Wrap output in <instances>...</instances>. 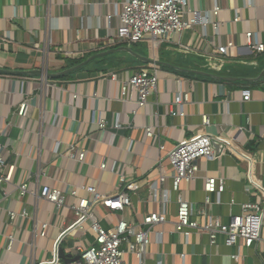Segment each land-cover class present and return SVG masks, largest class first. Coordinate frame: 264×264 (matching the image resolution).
<instances>
[{"label":"crops","instance_id":"crops-1","mask_svg":"<svg viewBox=\"0 0 264 264\" xmlns=\"http://www.w3.org/2000/svg\"><path fill=\"white\" fill-rule=\"evenodd\" d=\"M216 1L222 10L220 35L210 25H196L193 31L153 48L148 39L115 43L125 0H0V70L6 72L0 74V155L5 173L14 167L11 182L0 187V264L50 263L56 241L58 250L75 260L78 251L95 240L89 223L72 227L76 220L72 206L90 195L71 192L95 186L102 198H113L120 191V175L142 186L131 194L133 206L124 217L102 205L92 209L105 228L121 219L137 222L148 212H160V198L168 196L167 222L152 228L143 264H264V242L250 249L241 244L229 248L221 236L212 245L201 233H192L187 240L174 233L177 194L172 192L171 179L160 185L154 198L146 187L157 180L159 162L168 167L167 151L203 132L223 147L214 149V160H200L194 181L181 185L193 212L203 207V185L209 177L225 182L224 193L212 195L207 206L223 223L240 214L242 205L261 204L247 181V166L228 148L253 157L250 177L264 187V54H254L245 40L246 33H252L264 44V0H191L190 6L203 13ZM235 16L238 23H233ZM229 41L234 49L224 58L216 56L215 48ZM56 48L72 53L74 60L112 52L88 62L97 60L89 70L76 71L61 81L25 74L57 75L67 70L70 60L56 54ZM153 68L157 69L156 92L138 109L130 92L123 98L119 95V83L139 69ZM179 70L194 76H182ZM179 88L190 94L181 109L172 105ZM244 91L250 92L248 101H243ZM23 101L28 103L26 114L18 117ZM172 109L181 110L183 116H171ZM203 115L209 119L208 126L201 124ZM102 120L110 128H119L100 130ZM145 127H153L155 136L147 138ZM69 145L84 152L82 163L67 156ZM102 160L108 167L116 163L119 174L101 171ZM23 183L29 193H38L43 186L58 189L66 196V207L56 211L29 193L21 196L18 187ZM9 212L22 216L11 222ZM42 224L48 225L44 238L39 237ZM261 237L264 240V222ZM234 255L236 261L231 259ZM124 261L140 264L130 254ZM58 264L66 263L59 260Z\"/></svg>","mask_w":264,"mask_h":264},{"label":"built area","instance_id":"built-area-1","mask_svg":"<svg viewBox=\"0 0 264 264\" xmlns=\"http://www.w3.org/2000/svg\"><path fill=\"white\" fill-rule=\"evenodd\" d=\"M191 0H125L122 10L118 15V29L115 38L117 44H136L148 39L152 47H158L161 42H171L173 37L194 30L196 25L206 28L210 25L215 35H220L222 23L219 20L221 7L216 1L213 8L203 12L192 9ZM239 18L234 17L233 23H238ZM245 40L247 46L256 55L264 54V44L256 41L252 33H246ZM234 49V44L229 41L224 46L215 48L216 56L224 58L228 55V50ZM54 52L66 60H74L72 53L64 52L62 49L56 48ZM114 78V76H111ZM177 83L180 81L177 79ZM157 85V69H139L131 74L127 81L119 83V95L123 98L130 92L132 100H134L138 109L144 108L152 95L156 92ZM243 101L250 99V92L242 93ZM74 98H76L74 96ZM190 101V94L182 89L175 92L173 106L183 107ZM28 103L23 101L18 109L17 116L24 117ZM173 117L183 116V113L170 111ZM202 126L209 125L207 116H201ZM100 130H116L115 127H108L105 121H99ZM145 135L147 138L155 136L153 127H145ZM216 142L211 136L198 132L188 139H184L172 149L167 151L165 159L168 167H163L159 162L156 166L158 178L146 185L149 197L159 190L160 185L164 184L167 178L171 179L172 192L177 194L176 204L177 210L174 221V233L181 235L185 240L192 233H201L206 235L209 243L216 244L219 236L223 237V244L226 247L233 248L241 244L244 248L250 249L258 243H263L261 233L264 222V187L250 177L251 163L253 157L243 151H237L228 148V152L241 160L247 166V181L256 190V194L261 204L246 203L242 205L241 212L232 216L227 223H223L219 218L211 215L207 206L210 205L212 195L222 194L225 191V182L220 178H206L204 181L205 198L203 207L197 209L194 213L191 203L188 202L181 190L182 184H189L195 179L198 171V162L200 160L212 161L216 158L213 143ZM60 148L56 146L55 152L58 153ZM161 152H165L164 147H160ZM67 156L79 163L84 161V152H79L73 145H69L66 149ZM6 163L0 155V187L7 185L12 180L14 167H9L5 173ZM110 168V169H108ZM101 171L110 170L112 173L119 174V167L113 163L108 167L105 160L99 164ZM119 193L113 198H102L95 186L74 188L71 192L72 196H76L78 191L86 192L90 195V199H80L77 205L72 206L75 215V223L72 227H81L89 223V230L94 235V244L85 250H79L77 258L67 264H126L124 257L127 254L134 255L140 264H143L145 255L150 242V232L153 227L167 222L166 206L169 202L167 195L160 198L161 211L157 213L148 212L140 217L139 221H126L121 219L115 226L105 228L93 214V208L102 205L110 212H119L123 217L126 210L132 206V193L138 191L142 183L139 181L127 182L122 175L119 176ZM19 194L24 196L27 191L25 183L19 185ZM34 197H38L54 206L56 211H60L65 205V195L58 189H51L43 186L36 193H29ZM13 212H9V220L15 221L18 217ZM23 216H27L25 213ZM71 227V228H72ZM47 224L41 225L39 237L44 238L47 233ZM63 234V233H62ZM61 234V235H62ZM60 235V237H61ZM59 237V238H60ZM13 239L10 238L11 242ZM60 240V239H59ZM53 260L47 264H58V241L54 245ZM238 256L231 257L236 261Z\"/></svg>","mask_w":264,"mask_h":264},{"label":"trees","instance_id":"trees-1","mask_svg":"<svg viewBox=\"0 0 264 264\" xmlns=\"http://www.w3.org/2000/svg\"><path fill=\"white\" fill-rule=\"evenodd\" d=\"M117 48V47H116ZM85 61H87V58H84V59H75V60H70V61H66V69H71V68H73V67H76L77 65H79V64H81V63H83V62H85ZM97 62V60L96 61H93L92 63H90L89 65H86V66H83L81 69H79L78 71H80V70H89L90 69V67H91V64H94V63H96ZM4 73H6L5 71H2V70H0V74H2V75H4ZM178 74H181L182 76H185V77H190V76H194L193 75V73L192 72H190V71H187V70H179L178 72H177ZM195 74V73H194ZM70 76V74L69 75H67V76H50L49 78H48V81L49 82H57V81H61V80H63V79H65V78H67V77H69ZM199 78H201V79H210V80H219L220 78H215V77H212V76H209V75H197Z\"/></svg>","mask_w":264,"mask_h":264},{"label":"water","instance_id":"water-1","mask_svg":"<svg viewBox=\"0 0 264 264\" xmlns=\"http://www.w3.org/2000/svg\"><path fill=\"white\" fill-rule=\"evenodd\" d=\"M110 52L112 51H109L107 53H104V54H101V55H97V56H94V57H91L90 59H88L87 61L77 65L76 67H73L71 69H67L57 75H50V74H47L45 73V75L41 72V71H36V72H29V73H25L27 75H31V76H37V77H40V76H43L45 79H48L50 76H65V75H68V74H71V73H74L76 71H78L79 69H81L83 66H85L88 62L92 61L93 59L97 58L98 56H102V55H107L109 54ZM223 146L218 143V142H214L213 143V148L216 150L218 148H222ZM57 258L58 260H63L66 264L70 262V259L67 255H65V253L61 250L58 251V254H57Z\"/></svg>","mask_w":264,"mask_h":264}]
</instances>
